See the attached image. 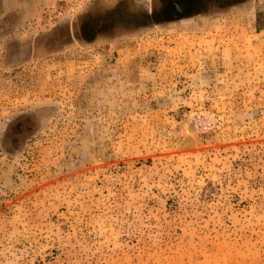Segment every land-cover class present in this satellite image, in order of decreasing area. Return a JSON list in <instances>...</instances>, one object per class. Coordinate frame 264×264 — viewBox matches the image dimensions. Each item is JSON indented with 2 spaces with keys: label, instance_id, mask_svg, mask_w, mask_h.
Wrapping results in <instances>:
<instances>
[{
  "label": "rangeland",
  "instance_id": "obj_1",
  "mask_svg": "<svg viewBox=\"0 0 264 264\" xmlns=\"http://www.w3.org/2000/svg\"><path fill=\"white\" fill-rule=\"evenodd\" d=\"M84 1L0 0V264H264V0L25 45Z\"/></svg>",
  "mask_w": 264,
  "mask_h": 264
},
{
  "label": "flooded vegetation",
  "instance_id": "obj_2",
  "mask_svg": "<svg viewBox=\"0 0 264 264\" xmlns=\"http://www.w3.org/2000/svg\"><path fill=\"white\" fill-rule=\"evenodd\" d=\"M199 0H155L148 6L136 8V0H117L115 2H105L104 0H85L82 3V8L79 10V16L77 17V26L79 29L73 35L71 22L64 24L63 33L68 38L69 42L61 43L59 36H62L59 31L48 32L46 44L45 40L40 41V44H35L38 39L30 40L27 44L31 47H50L47 45L55 38V41H59L55 48L61 47L66 43L72 41L91 43L95 36H108L107 33H115L120 28L125 26H134L140 21L157 20V21H179L185 19L193 14L195 11V3ZM212 2H222L221 0H211ZM235 1H230L229 4ZM134 28V27H133ZM139 29V28H138ZM135 30L134 29H130ZM57 33V34H55ZM60 34V35H58ZM110 35V34H109ZM114 35V34H113ZM54 42V41H52ZM33 50H31L32 52Z\"/></svg>",
  "mask_w": 264,
  "mask_h": 264
}]
</instances>
